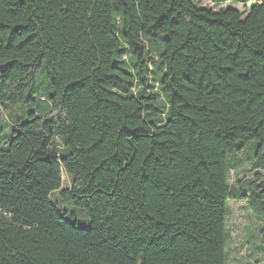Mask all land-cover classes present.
I'll return each instance as SVG.
<instances>
[{
  "label": "trees",
  "instance_id": "1",
  "mask_svg": "<svg viewBox=\"0 0 264 264\" xmlns=\"http://www.w3.org/2000/svg\"><path fill=\"white\" fill-rule=\"evenodd\" d=\"M208 1L245 11L0 0V107H27L0 135V264H227V200L264 221V170L228 161L264 149V0Z\"/></svg>",
  "mask_w": 264,
  "mask_h": 264
},
{
  "label": "rangeland",
  "instance_id": "2",
  "mask_svg": "<svg viewBox=\"0 0 264 264\" xmlns=\"http://www.w3.org/2000/svg\"><path fill=\"white\" fill-rule=\"evenodd\" d=\"M197 6L212 8L215 10L227 7H235L244 12L245 8L241 4L233 1H226L220 4H212L208 0H193ZM43 72L36 74V83L38 87L37 94L42 93ZM27 110L26 106L21 104L15 106L4 105L0 107V135L9 136L10 124L15 117H19ZM229 159H234L237 167L230 165L229 183L242 175H247L252 169L264 170V149L258 153L257 143L249 141L246 147L239 153L231 154ZM238 162V163H237ZM230 164V162H229ZM68 185V178L63 173V187ZM250 184H244L249 189ZM59 208L64 210L67 215H73L80 226L86 223L84 211L76 206L61 201ZM226 226L228 232L227 240V264H264V234L260 231L264 226V221L256 218L246 206L244 201L227 200Z\"/></svg>",
  "mask_w": 264,
  "mask_h": 264
}]
</instances>
